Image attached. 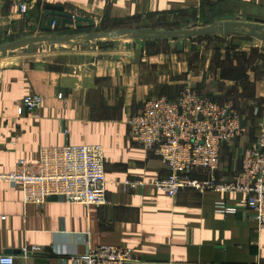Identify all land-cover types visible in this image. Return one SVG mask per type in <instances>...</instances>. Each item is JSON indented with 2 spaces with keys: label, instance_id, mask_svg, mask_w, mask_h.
Here are the masks:
<instances>
[{
  "label": "crops",
  "instance_id": "0c3cea01",
  "mask_svg": "<svg viewBox=\"0 0 264 264\" xmlns=\"http://www.w3.org/2000/svg\"><path fill=\"white\" fill-rule=\"evenodd\" d=\"M18 3L27 6L25 13ZM46 4L60 5L93 25L74 23L66 30L42 31ZM161 15L204 26L264 18V0H0V27L7 33L63 37L50 42L54 50L47 59L0 66V173L12 171L19 159L36 161L44 147L98 144L107 181L106 204L89 207L56 197L42 207L24 204L20 186L0 181V256L12 255L13 264H85L77 257L89 248L114 245L130 249L137 264H264V231L256 230L243 209H216L218 203L235 204L239 195L188 188L170 198L148 184L167 172L160 159L130 135L127 120L147 98L180 93L176 83L184 80V59L146 56L136 46L127 47L126 41H87L82 36L101 22ZM254 40L242 43L241 49H255L264 57V42ZM230 63L238 65L236 58ZM246 65L243 70L249 74L256 64ZM219 78L194 74L186 83L202 91L198 83L216 80L219 88L211 85L202 93L223 98L220 104L233 103L242 90L240 80ZM33 94L41 96V105L18 115L17 104ZM252 98L241 108L233 103L244 112L250 105L253 112L257 109L245 121L246 128L254 127L246 147L264 125V71ZM126 180L142 184L131 187ZM24 248L30 250L26 255Z\"/></svg>",
  "mask_w": 264,
  "mask_h": 264
},
{
  "label": "built area",
  "instance_id": "2783aa9c",
  "mask_svg": "<svg viewBox=\"0 0 264 264\" xmlns=\"http://www.w3.org/2000/svg\"><path fill=\"white\" fill-rule=\"evenodd\" d=\"M18 10L25 13L27 6L18 3ZM41 103L38 94L25 97L16 106L17 114L34 111ZM246 119L232 102L220 104L187 85L173 99L162 95L147 98L142 109L129 117L127 125L130 135L146 151L154 153L167 172L163 179L149 182L151 187L170 198L188 188L235 193L239 195L236 203H218L217 211L236 213L243 209L256 230L262 232L264 125L255 142L244 148L239 170L228 180L217 176L222 145L245 132ZM0 181L20 186L23 203L40 207L54 197L86 207L102 206L107 201L105 158L98 144L41 148L36 161L17 160L12 171L0 173ZM124 183L131 187L142 184L131 180ZM29 251L24 248L22 253ZM79 259L85 264L138 263L130 249L114 245L89 248ZM13 262L12 255L0 256V264Z\"/></svg>",
  "mask_w": 264,
  "mask_h": 264
},
{
  "label": "rangeland",
  "instance_id": "374dc122",
  "mask_svg": "<svg viewBox=\"0 0 264 264\" xmlns=\"http://www.w3.org/2000/svg\"><path fill=\"white\" fill-rule=\"evenodd\" d=\"M126 26V28H149L156 31H183L191 28L206 27L204 25H200L199 23H186L183 21V17L181 16L164 15L127 22ZM119 28L121 27H116L106 22H101L96 27L89 29L87 32L103 34L114 32ZM4 30L5 29L3 27H0V44H5L12 40L22 38L20 37L22 36L20 34L7 33V31ZM238 31L239 33L228 34L225 39L222 38L221 34L219 33L184 39L182 40L184 47L181 53H177L176 51L175 45L179 40L175 39H158L154 37L138 38L131 35L118 38L101 39H103L102 41L104 42L126 41L127 43H130L132 47L136 46L140 51L142 49L146 56L168 55L169 57L178 56L180 59H184L186 67L184 80H178L176 83L177 88H180L181 90L187 85L190 78L194 74H201L202 77H209L212 74H217L222 78H235L236 80H240L242 90L241 92L237 91L239 95L234 97L232 101L238 108H241L246 104V101L253 100L252 96L254 94L256 80H261V76L263 75L264 57L262 54L259 56L255 49H251L250 51L242 50L240 47L242 43L256 40H254L255 38H246L249 37L245 35V33L248 32L247 29L242 28L238 29ZM83 34L82 36L84 37L86 33L84 35ZM49 45L52 46L53 43L44 41L33 44L24 49H18L9 52L6 57H0V66L8 64H29L33 63L34 61L47 59L51 56V53H53L52 51L54 50L52 48H47ZM229 45H231L233 48H231L230 52H227L225 51V48H228ZM232 58L237 59L238 65H231L230 60ZM245 64H247V67H250L254 64L256 65L250 69L253 71L247 74L243 70V66ZM186 76L188 78H186ZM222 78H219V80ZM249 79L253 80L249 81ZM186 81L188 82L186 83ZM198 84L203 86L201 89H203L205 92L211 85L212 88L215 89L221 86V84L216 80L209 83H206L204 80H202ZM198 89L199 88L197 87V90ZM203 90L198 91L202 93ZM229 91L231 94L232 92H235L232 90V88ZM222 94H228V91ZM222 94L220 96H223ZM208 96L213 99L215 98L214 100L216 101L223 100V98L217 99L211 94H208ZM225 97H228V95H225ZM253 129L254 127L252 126L246 128L245 132L241 136L231 139L222 145L217 170L218 175H220L222 180H226L228 176L230 177V175L232 176L239 168L242 150L247 146V141L249 139L248 136L251 135Z\"/></svg>",
  "mask_w": 264,
  "mask_h": 264
},
{
  "label": "water",
  "instance_id": "95a60500",
  "mask_svg": "<svg viewBox=\"0 0 264 264\" xmlns=\"http://www.w3.org/2000/svg\"><path fill=\"white\" fill-rule=\"evenodd\" d=\"M76 27H82L83 23L88 26H92L93 23L90 19L72 16L64 11V8L60 5L46 4L42 11V19L40 29L42 31L50 30H66L72 25ZM247 29L246 36L253 37L257 40L264 42V18H252L247 17L245 20H225L215 25H209L206 27L191 28L183 31H156L149 28H121L114 32L97 34L88 33L84 36L85 40L90 41L98 38H118L123 36L134 37H154L158 39H175L179 40L176 43V50L182 51L184 39H190L197 36L213 35L216 33L221 34L222 38H225L228 34L239 33L238 29ZM63 39V37L57 35H29L20 39L12 40L5 44H0V57H6L9 52L24 49L33 44L40 42H53ZM127 47H130V43H127ZM47 48H51L49 45Z\"/></svg>",
  "mask_w": 264,
  "mask_h": 264
},
{
  "label": "trees",
  "instance_id": "16d2710c",
  "mask_svg": "<svg viewBox=\"0 0 264 264\" xmlns=\"http://www.w3.org/2000/svg\"><path fill=\"white\" fill-rule=\"evenodd\" d=\"M108 24H110V25H113V26H116V27H121V28H126L127 26H126V24H127V22H122V21H109V22H107ZM121 28H119V29H121ZM198 91V90H197ZM199 92V91H198ZM200 94H202V95H205V96H208V95H206V94H203V93H201V92H199ZM176 97V96H175ZM174 97V98H175ZM209 98H211L210 96H208ZM173 99V98H172ZM211 99H213V98H211ZM214 100V99H213ZM216 101V100H215ZM253 105H250L249 106V109H250V111L248 112V111H246L245 110V112L244 111H241L244 115H246L247 116V118L248 117H250V116H252L253 115ZM239 110V109H238ZM217 173H218V171H217ZM217 176H218V174H217Z\"/></svg>",
  "mask_w": 264,
  "mask_h": 264
}]
</instances>
